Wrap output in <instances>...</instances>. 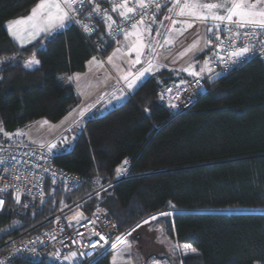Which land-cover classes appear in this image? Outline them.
<instances>
[{"label":"trees","instance_id":"16d2710c","mask_svg":"<svg viewBox=\"0 0 264 264\" xmlns=\"http://www.w3.org/2000/svg\"><path fill=\"white\" fill-rule=\"evenodd\" d=\"M37 2L0 0V142L24 143L15 139L21 127L40 119L60 121L79 96L59 76L84 71L92 56L106 55L115 45L103 21L89 38L70 21L51 37L16 45L5 24ZM170 2L149 18L160 17ZM31 57L40 63L30 69L25 62ZM179 81L166 68L149 76L122 104L90 117L73 146L54 154L55 162L109 183L131 159L128 176L90 199L89 209L107 210L122 234L154 214L176 211L166 231L181 246L182 264H264V63L252 59L225 74L208 75L192 107L172 116L158 95L165 84ZM62 193L49 183L44 210L24 209L9 197L0 227L15 217L31 221L50 214L61 207L56 200ZM185 245L197 252L185 251ZM111 256L108 250L80 264H112Z\"/></svg>","mask_w":264,"mask_h":264},{"label":"built area","instance_id":"2783aa9c","mask_svg":"<svg viewBox=\"0 0 264 264\" xmlns=\"http://www.w3.org/2000/svg\"><path fill=\"white\" fill-rule=\"evenodd\" d=\"M168 1L156 0L161 7ZM116 2L119 3L122 0H116ZM97 5L99 10L93 11ZM113 6V0H92L91 3L85 0L83 5L77 3L74 5L77 14L73 22L89 38L98 30V21H103L105 35L114 41L117 47H121L122 44L124 46L123 32L110 31L104 17L111 16L116 21L113 29L119 25L132 31L133 21L129 20L125 24L119 16V9L116 12L112 11ZM129 6H136L135 0H130ZM156 10L154 4L146 8L144 20L146 21ZM136 19L138 20L139 16H136ZM84 24H87L91 31H85ZM217 34L225 43L217 48L220 42L208 33V53L203 63L205 64L203 71L198 69V75L189 76L178 83H167L162 87L158 102L165 106L172 116L179 115L192 107L204 93L205 79L208 75L225 74L238 69L252 59H259L264 63V53H261L257 46L260 37L252 41L253 47L257 50L242 61L234 64L222 61L220 57H224L226 61L227 53L231 50L227 44L229 34L227 30ZM209 40H212L211 44L208 43ZM130 162L131 159H128L123 165L117 179L103 183L100 179L88 180L77 173L61 168L55 162L54 154L43 146L0 142V189H3L0 192V198L4 200L3 206L0 207V214L4 212L9 197H12L15 203L24 209L36 207L42 210L46 198V187L49 183L60 188L65 198L61 207L42 218L25 221L15 217L0 227V264H13L18 261H43L53 264L90 263L106 251L113 249L111 244L122 235L118 224L107 210L102 207L89 209L87 204L90 199L102 194L115 182L126 178ZM17 195L20 197L19 202L16 200ZM94 232L105 236L108 243L100 241L93 249L91 244L99 240V236L94 235ZM80 233L83 235H79ZM100 245H103V248ZM73 251L77 252L76 261L70 257ZM81 252L84 255L81 256ZM145 264H171V261L167 257L153 256L145 260Z\"/></svg>","mask_w":264,"mask_h":264},{"label":"snow or ice","instance_id":"6c2138e0","mask_svg":"<svg viewBox=\"0 0 264 264\" xmlns=\"http://www.w3.org/2000/svg\"><path fill=\"white\" fill-rule=\"evenodd\" d=\"M84 2L85 0H38V3L31 9V12L27 17L18 18L10 22V34L17 40H23L25 36L28 38H35L41 33H49L57 28H63L65 27V23L67 21H73L75 19L77 9L74 5L77 3L83 5ZM91 2L92 0H88V3ZM172 2L173 7L179 6L175 15L192 18V22H183L188 28H191L193 26V22L195 21L206 24L207 33H211L215 40L220 42L217 45V48L223 46L225 43V41L221 40V37L217 33L222 30H227L229 34L227 37V44L231 50L227 53L226 61L224 57H220L222 61L234 64L245 59L249 54H252L257 50L252 45V41L256 40L257 37L261 38L257 41L259 51L264 53V0H231L230 6L226 2L201 3L200 0H183V3H181V0H172ZM129 3L130 0H122V2L119 3H117L116 0H113L114 6L112 11L116 12L119 9V16L123 19L125 24L129 20L133 21L131 23L132 31H128L125 27H121L119 25L113 29V25L116 24V21L113 20L111 16L107 15L104 19L109 30L122 31L125 40H128L129 36L137 37V40L131 44V50L136 53V58L132 61V65L134 66L135 64L141 63L140 57L146 46L150 51H154L151 43L145 45L142 42L143 33L145 31L149 34L151 33L150 25H147L145 28L139 27L140 25H145L144 16L146 13L144 10L153 4L157 9L161 6L158 2H156V0H135L136 6L131 7L129 6ZM221 9L223 10V14L218 11ZM98 10L99 5L93 9V11ZM104 11L106 12V10ZM169 12H172L171 8L169 9ZM136 16H139L138 20L136 19ZM165 18L170 19V17ZM177 22V20H172L173 25ZM207 22H211V26H207ZM83 28L85 31H91L87 24H84ZM157 35H159L158 30ZM166 43L171 44L172 41L166 40ZM208 43L211 44L212 40H209ZM195 48L196 44H193L189 51ZM117 51L119 52L120 49L118 48ZM94 60L95 58H93V61ZM108 60L111 62L112 57H108ZM39 63L40 61L34 57L28 61L29 65ZM147 63L148 66L144 67L136 74H132L129 70L126 75L121 77V79L127 82V87L129 89H132L136 85L137 81L144 77L146 73L150 74L152 72V61L148 60ZM205 63H207V61ZM184 71H189L190 75H198L195 71H191L190 68H186ZM201 71H203V69H201ZM209 71H211V69H209ZM130 76L132 77L131 80H129ZM69 79H71V77H69ZM119 98L120 97H117V99ZM81 115H83V113H81ZM45 123H47V121H45ZM49 147L50 149L55 148L56 145H50ZM124 163H127V161ZM117 171L119 172L120 169H117ZM2 191L3 189H0V192ZM16 200L19 202V195H17ZM3 204V198H0V207H2ZM162 215H171V213H162ZM151 219H155V217H152ZM144 223H148V221H144ZM93 234L99 236V240L96 243L91 244L93 249L97 247L100 241H104L105 244L108 243L105 236L100 235L99 232H94ZM79 235H83V233H80ZM117 240L119 241L120 238L118 237ZM100 247L103 248V245H100ZM116 247V243L111 244V248L115 249ZM184 248L190 249L192 253L197 252L196 248H191L189 245H185ZM80 255L82 256L84 253L81 252ZM70 257L76 258L77 252H71ZM64 259H69V257H64ZM113 264H116L115 259L113 260Z\"/></svg>","mask_w":264,"mask_h":264},{"label":"crops","instance_id":"0c3cea01","mask_svg":"<svg viewBox=\"0 0 264 264\" xmlns=\"http://www.w3.org/2000/svg\"><path fill=\"white\" fill-rule=\"evenodd\" d=\"M182 1L183 0H181V3ZM200 2L219 3L223 2V0H200ZM170 8L172 10L173 8H175L173 7L172 0L166 11L169 12ZM30 12L31 10L26 15L11 19L5 24L8 34L16 43V45L20 47H25L40 39L51 37L53 34L65 29L70 24V21H67L65 23V27L57 28L49 33H41L35 38H28L27 36H25L23 40L15 39L9 31L10 22L18 18L27 17ZM172 12H170L171 15ZM158 15L159 13H155L151 18L145 21V25H140L139 27L145 28L147 25L151 26L152 23L156 22L157 20L163 21V18L158 17ZM178 26L181 27V23H179ZM207 26H211V22H207ZM151 32H153L152 27ZM181 32L174 36L175 38L172 40L171 44L165 46L156 45V47H154V51L151 52V57L147 56L149 51L147 49L148 47L146 46L143 49V53L140 57V64H135L134 66L132 65V61H134L136 58V53L135 51L131 50V44L137 40V37L129 36L128 40H125V48H119V52L117 51L118 48L114 47L106 55H100V53L96 54L87 61L86 69L84 71L60 75L59 78L62 82L72 84L75 87L79 96V103L73 106L60 121L52 122L51 124H44L52 129L53 136L55 135L56 137H60L61 135L69 132L75 133L77 137L79 132L83 129L86 121L90 117L94 115L104 114L108 110H110L111 107L122 104L131 96V94L146 78L153 75L154 73L159 72L163 68L174 70L176 72L178 81L179 79L180 81H182L183 79L189 77V71H184V69L190 68L191 71H195L194 66L196 62H198V60H196V56L207 49L208 33L206 31V24H200V22H193V26L191 28H188L186 26L181 30ZM153 34H149L145 31L142 35V42L145 45L149 44L150 42H155L152 41L151 38L153 37ZM193 44H196V48L189 51V49L192 48ZM108 57H112L111 62H109ZM32 58L33 57H31L30 59ZM34 58L37 59V57ZM93 58H95L94 61ZM30 59L25 62V66L27 68L31 69L39 65H29L28 61ZM145 59L152 61V72L150 74L146 73L144 77L137 81L136 85L132 89H129L127 87V82L121 79V77L126 75L129 70L132 74H136L137 72L142 70L144 68ZM69 77H71V79H69ZM131 79L132 77L130 76L129 80ZM117 97L120 98L117 99ZM81 113H83V115H81ZM36 122H42V119ZM18 132L19 131H17V133ZM115 255L116 254L114 253L111 256L112 264Z\"/></svg>","mask_w":264,"mask_h":264},{"label":"rangeland","instance_id":"374dc122","mask_svg":"<svg viewBox=\"0 0 264 264\" xmlns=\"http://www.w3.org/2000/svg\"><path fill=\"white\" fill-rule=\"evenodd\" d=\"M223 2H226L229 6L231 4V0H223ZM168 6L167 8L163 9L162 14L160 13L161 14L160 17L163 18V21L157 20L156 22H153L151 25L154 32V34L153 32H151L153 34V37L151 38L152 41H155V42H150L152 45V49H154L156 45L157 46L168 45V43H166V40L172 41L175 38L174 36H176L179 32H181L183 28L186 27V24L183 23L184 21L192 22V18L190 17H180L175 15V13L178 11L179 6L173 8L172 15L170 14V12L166 11L168 9ZM218 11L221 14H223L222 9ZM165 17H170V19H166ZM172 20H177L178 22L175 25H173ZM195 22L198 23L199 21H195ZM179 23H181V27L178 26ZM200 24H204V23L200 22ZM157 30L159 31V35H157ZM125 45L123 46L122 44L123 47L122 46L117 47L116 45H114V47L124 49ZM148 51L149 53L147 56L151 57L152 51H150L149 49ZM99 53L100 55H103L101 54V52H98V54ZM204 61L205 58H202L198 60V62H196L194 69L195 71H197V73H198V69L204 68L205 65L203 64ZM144 62H145L144 67L148 66L147 65L148 60L145 59ZM36 121L21 127L18 132L20 134H16L15 139L20 138L21 136L18 142L43 146L47 148L52 154L60 153L62 151H67L73 146L76 138L75 133L68 132L61 135L60 137H56L55 135L53 136L52 129L47 127L46 124H44L45 121H47V124H51L52 122L46 119H42V122H36ZM0 131H1L0 133L3 132V130H1V125H0ZM11 138L14 139V135ZM50 145H56V147L50 149L49 147ZM125 164L126 163L122 164V166L118 168L120 169V171L118 172L119 174L123 169V165ZM49 195H53V191H50ZM57 195H59V197L56 200V202L62 204L63 200L65 199L63 193L62 195L61 194H57ZM46 206H47V199L45 198V203L43 205L42 210H44ZM175 212L176 211L172 210V211L160 212L154 214L148 217L146 220H144V221H148V223H144V221H142L141 223H139L138 225L134 226L129 231H127L126 232L127 235L125 234L121 235L119 237L120 238L119 241L115 240L117 247L115 249H111V251L112 254L114 253L116 254L114 258L116 264H145V260L153 256L159 258L167 257L171 261V264H182V261L179 258V254L182 253L181 246L178 245V243L175 240L170 238L166 231V223L168 222L169 217L175 214ZM162 213H171V215H162ZM33 214L34 213L32 212V217ZM152 217H155V219H151ZM184 250L187 251L188 249L184 248ZM73 259H75L76 261L77 257ZM70 264H74V263L71 262Z\"/></svg>","mask_w":264,"mask_h":264},{"label":"bare ground","instance_id":"6f19581e","mask_svg":"<svg viewBox=\"0 0 264 264\" xmlns=\"http://www.w3.org/2000/svg\"><path fill=\"white\" fill-rule=\"evenodd\" d=\"M122 234V233H121ZM123 235V234H122ZM125 235H127V234H125Z\"/></svg>","mask_w":264,"mask_h":264}]
</instances>
